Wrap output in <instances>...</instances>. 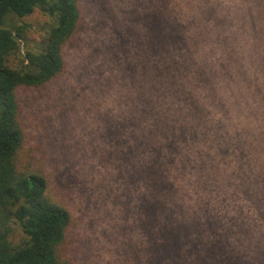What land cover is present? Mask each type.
<instances>
[{
	"label": "trees",
	"instance_id": "obj_1",
	"mask_svg": "<svg viewBox=\"0 0 264 264\" xmlns=\"http://www.w3.org/2000/svg\"><path fill=\"white\" fill-rule=\"evenodd\" d=\"M195 1H186L184 12L174 0H154L149 14L145 46L164 68L143 93L139 132L128 135L124 156L140 182L135 220L143 264H264V0ZM36 10L51 25L37 51L23 44L22 53L28 26L20 20ZM82 18L80 0H0V264H67L71 215L49 196L42 171L19 167L26 135L18 91L43 88L63 73L64 48ZM169 84L178 89L170 92ZM187 86L203 90L200 107L196 98L187 104ZM168 99L183 113L179 135L156 106ZM153 110L157 118L145 124ZM179 140L201 142L213 151L211 166L217 160L231 168L226 188L244 204L234 215L214 209L201 195L204 185L185 182L203 165L181 157ZM11 224L23 234L18 244L9 241Z\"/></svg>",
	"mask_w": 264,
	"mask_h": 264
},
{
	"label": "rangeland",
	"instance_id": "obj_2",
	"mask_svg": "<svg viewBox=\"0 0 264 264\" xmlns=\"http://www.w3.org/2000/svg\"><path fill=\"white\" fill-rule=\"evenodd\" d=\"M186 1L174 0L175 11L182 8L185 12ZM80 5L83 18L64 48L63 73L43 88L18 91L20 122L26 135L19 167L42 171L49 196L71 215L63 251L67 264H143L144 241L135 220L140 182L137 173H128L133 165L126 163L124 156L128 135L139 132L137 110L145 101L143 93L154 89L156 72L164 68L145 46L154 0H80ZM20 24L28 26L22 53L23 44L37 51L50 19L36 10ZM170 76L168 73V81ZM197 88L187 86L186 98L190 105L196 98L200 107L203 90ZM168 89L174 92L178 86L169 84ZM156 106L174 121L172 132L179 135L182 111L170 105L169 99L168 104ZM130 113H134L132 119ZM148 117L144 123L152 124L156 111ZM178 148L189 163L195 160L203 165L202 172L186 173L185 182L192 189L204 185L201 195H206L204 199L214 209L218 204L220 211L231 217L244 206L226 188L231 168L217 160L211 166L215 158L212 150L190 140H179ZM136 155L134 166L138 169L142 155L138 151ZM260 203L264 207V197ZM239 218L248 221L245 215ZM9 227V241L18 244L23 239L19 226ZM261 244L264 246L263 240ZM233 246L244 247L241 241Z\"/></svg>",
	"mask_w": 264,
	"mask_h": 264
}]
</instances>
